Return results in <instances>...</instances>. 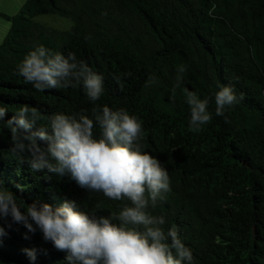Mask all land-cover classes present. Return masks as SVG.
<instances>
[{"label":"trees","instance_id":"1","mask_svg":"<svg viewBox=\"0 0 264 264\" xmlns=\"http://www.w3.org/2000/svg\"><path fill=\"white\" fill-rule=\"evenodd\" d=\"M0 15V264H264V0Z\"/></svg>","mask_w":264,"mask_h":264},{"label":"rangeland","instance_id":"2","mask_svg":"<svg viewBox=\"0 0 264 264\" xmlns=\"http://www.w3.org/2000/svg\"><path fill=\"white\" fill-rule=\"evenodd\" d=\"M26 0H0V14L13 16L22 7ZM46 23L55 27H64L65 23L56 19H45ZM9 23L0 15V42L6 35Z\"/></svg>","mask_w":264,"mask_h":264}]
</instances>
